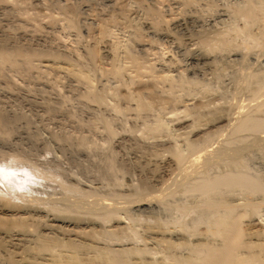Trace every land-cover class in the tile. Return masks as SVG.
<instances>
[{
	"label": "bare ground",
	"instance_id": "1",
	"mask_svg": "<svg viewBox=\"0 0 264 264\" xmlns=\"http://www.w3.org/2000/svg\"><path fill=\"white\" fill-rule=\"evenodd\" d=\"M8 1V3L12 2L10 0ZM102 1L110 3L113 0ZM143 1L144 3L148 2L150 4L160 2L159 0ZM166 1H168L171 8L173 5L178 6L180 4L181 6V4L194 1L199 5L211 9H213V5L214 8L217 7V9L215 8L216 10L213 9L216 12H212L215 14L211 16V18L209 17V20L206 23L203 22L204 20L202 19L192 17L194 13H190L191 16L189 15L184 18L175 17V19H172L173 21L171 24L173 27L171 26V28H176V30L178 29L180 38L184 42L183 46L179 44L175 46L177 53L179 52V55L181 54L180 60H182V65L180 67L167 64V62H172V58L175 59L172 53L171 56H167L165 60L164 58L161 59L162 61L160 60V62H157L159 60L156 59L157 61L153 62H157L156 65H153L151 62L152 64L150 67V63H148L149 61L145 63V58L147 56L144 57L145 60L142 59L143 56L138 57L140 52L146 50L149 43H143L144 41L137 42V40H135L136 42L132 40V42L134 41L135 43H130L131 40L129 39V42H127V39L125 41L127 43L125 44L124 42V45L122 44L123 49L121 46L119 48L121 50H118V47H115L117 42L114 41L115 39L111 42L112 38L109 39L110 37H108V39H106V37H101L102 40L100 44H98L99 47L97 48V51L95 50L96 52L93 51L94 48H96L93 46V48L89 47L90 49L83 48L84 51L88 49L85 55L90 61L89 66L86 67V63L88 61L84 64H78L80 61H77L78 65L73 64L74 61L73 63H70L71 61H68L69 59L67 58V53L60 50L62 49L60 47L59 49L50 46V44L48 45L46 41L47 38L45 39V36L41 34L32 38H30L29 32H20L17 35L15 33L16 36H13L14 34H12V36L6 34L5 29L7 28L4 26L9 25L13 20L10 13H8L11 12V7L10 4L8 6L7 3H0V71L2 70L4 73L7 69L8 71L24 72L27 70V67L25 68L26 65H23H28L32 56L36 57L37 55H44L46 57L40 58V60L37 58L39 67H42L44 70H52L55 73L56 71L59 72L61 69L68 71L67 74L70 71V74H68L70 76H68L69 78H71L74 74V76H72V78L74 77L73 80L77 78V80H83L86 84V88L84 87V89L81 87L84 90L81 89L80 91V89H78L77 93L79 94L80 92V94L92 98L94 102L98 104L96 105V103H92L89 100L94 105L87 106L88 108L83 105L82 106L85 108L84 110L87 108L91 111V114H94L92 116L95 118L91 117V119H89L90 121L93 122V119H95V122L99 124L103 123L101 124L103 127L102 129L101 126L99 127V125H97L101 130L106 129L107 132H99L109 133L114 131L112 130V128L116 126L115 121L113 122L114 115L116 116L123 112V114H125V111H128L126 112L127 114L132 111V116L128 114L129 117L131 116L129 118L130 123L128 122L129 126L127 124L128 128L140 132L142 139H149V143L154 144V146L156 145L162 147L163 150L167 151L171 155L165 159V155L164 157L162 156L163 161L162 163L160 162V164L157 163V166H160L157 170H155L156 160H150L149 157L147 158V156L144 155V150L147 149L146 146L149 147V144L146 145L147 143L142 144V142H140V145L144 147L143 150L132 147L133 145H131L134 142L138 145V142L136 141L141 139L140 135L139 137H135L138 136V134H135V136H131V138H125V136H123L117 139L116 147L120 149V153L125 142H131L132 140H134V142L129 143V146H126L125 150L123 149L125 152H123V154H119L120 157L116 158L115 165L117 164L120 167H124L123 165H125L127 167H125L127 169L126 171H128L127 174L130 176L126 179L124 178L126 187L122 185L124 189H120L121 187H119L120 190H113L114 193L111 192L112 196L114 194L120 199L125 198L131 195V193H134V188L136 190H147L149 196H147V198L145 195L140 199V201L136 200L137 202L135 201V203L133 202L134 204H132V202L124 201L123 199L122 201L115 200L117 197L113 198L114 196L106 197L104 195H100L102 192L96 190L99 186H102L104 182L103 180L105 179L108 181V184H110V178L112 175L116 174V172L114 174L110 172L111 167H109L110 164L108 163V161H114L115 159L111 156L113 160H110L111 158H109L107 162H97L98 165H94L96 162L94 160V166L90 167L89 164L87 165V162L90 159L89 157L91 153H89V155L85 153L87 144L82 147L86 148L85 150L82 149L84 150V153L81 155L79 154L80 150L75 148L76 146L71 147L66 144L62 145L56 142L57 139L55 137V135H57L59 138H62L64 134L68 135L70 133H75L76 139H80L81 141L83 139L84 142L86 138L89 139L87 137L88 134H86L88 130L84 134L80 130L81 127L79 128L76 123L75 125H69L67 124V121L59 122V116L56 118L58 120L56 128L59 129V133H57V131L54 133L47 132L45 128L46 121H44L45 119H42L43 113H46L45 115L47 116L54 111L57 112V109L60 107H51L49 105L43 106L40 103L39 106L38 103H35L40 102L41 97L38 100L31 99L33 97L27 98L25 95H22L24 94L22 93L21 95L27 98V105L30 104L31 106L30 110L24 109V111L22 109L23 107H21L23 105V102H21L23 97L20 96V99H18L17 97H19V94L16 96L17 94L14 95V93L12 94L9 91L0 90V122L2 124L14 122L16 119L21 118L24 113L28 115L29 121L38 125L37 129L42 135L46 134L42 143L36 144L32 138L33 135L30 136L25 132H19V135L13 140L19 144V146H22L19 147V149L14 147L16 146V143L14 146L12 145L13 147L11 145L6 146L4 144V146L3 144H0V150H4L3 148L6 149L5 152L0 155V186H3L0 187V192L5 191L4 194L0 193L3 194L0 196V264H264V256L260 252L241 251L245 245L251 246V244L257 242H253V240L250 239H252L253 232L258 230L257 226L261 223H259L257 218H254L247 220L246 222H242L244 223L243 227L241 224V221H243L241 220V217L243 216L242 213L246 211L245 206L253 207L254 211L258 212V202L264 203V195L258 194V196L256 193V198H252L250 200L242 198L244 201L242 203L237 202V200H239L238 198H221L220 196H215L223 193L224 191L241 188L247 193L250 192V194H252V192H262L264 194V181H261L258 177H256L258 174L255 176L249 174L247 170L243 169L245 168L244 166H242V169L239 170L234 168L230 171L217 173L212 177L207 176V169H203V166L206 164L208 165L211 161V157L209 156L210 152L207 151L209 148L198 150L196 149L194 141L184 144L186 140L183 142L182 136L188 132V127L190 125L192 126L193 122H190L185 118L178 117L180 112L185 111L186 113L187 109H196L198 113H195L194 115L202 116V110H204L209 104H216L221 98L216 97L215 95L199 96V100H196L194 99V96L191 97L189 95L182 97L179 92L184 89H190L191 94H193V91L190 88V85L193 83L188 78L183 80L181 87H178L182 70L186 71L189 74L188 76L192 78L195 76H200L201 78L211 76L206 79L210 80L215 74H218L219 70L225 68L226 65L232 62L248 61L249 64H254L257 67L264 65V57L262 56L264 55V52L259 53L261 56H257V52H254V49L251 51L250 48L252 47H249L247 44L242 46V48L240 47L241 49L239 50H232L230 39L222 33L221 29L225 26V24L228 27L233 28L239 20H243V26L240 30L245 29L248 31L250 26L258 20L257 14L261 11L264 12V0ZM214 2H216L217 6ZM53 4H55V7L59 6L56 5L55 2ZM189 4L192 5V3ZM185 5L187 7L184 8H189L187 4ZM144 6H142V8ZM147 6L148 4L145 6L146 13L148 12L150 15L154 13L157 14V12H155L157 8L156 10L151 9L154 8V6L151 7L149 5L151 8L148 9ZM193 6L196 7V5H192V7ZM57 9L58 13H56L59 14V17H62V21L66 20L65 26H75L77 21H74L75 18H73V13L76 14L77 9L74 8V10L71 8V10L70 8H62V6L57 7ZM197 9L200 11L199 7ZM5 10H7L5 14H8L6 16L4 14ZM143 10L144 9L140 11ZM190 10L192 9L190 8ZM195 10L193 11L196 12L197 10ZM202 12H199V14ZM56 13L55 16L53 15L55 18ZM100 14L101 13H99V15ZM137 14H139V11L135 9L133 12L134 16L132 14L131 15L135 18ZM197 14L198 13H196V16ZM129 19L131 21V18ZM101 20L95 21L93 18L90 19L92 23L95 21L96 24V34H93L97 36L98 33L99 36L100 34L103 36L107 33L109 35L110 30L108 28V23H106L107 21L102 22ZM153 20L151 19V21ZM140 24L145 30H143L144 32L151 33V35L153 34L159 38H166L172 41V39L174 40L177 36L173 35L174 33L171 34L168 30H163L161 27H157L161 30L155 31L154 29L156 28L152 26V22L148 21V19ZM196 26L201 28L197 29ZM138 28L137 30H139ZM178 31L173 32L178 33ZM129 34L130 33H128V35ZM130 35H132V33ZM96 36L94 38H96ZM133 36L132 38H134ZM248 36L256 40V43H259L256 36ZM180 38L178 39L180 40ZM178 39L176 40L178 41ZM96 42L97 40L95 43ZM121 42L123 43V41ZM134 46L136 48H134ZM185 47L188 48L189 53L187 54H183ZM135 50L140 52L136 53ZM245 50H247V52H244ZM17 55H21L23 57L19 59V57H16ZM58 56L65 58L66 60H59ZM55 57H57V59H55ZM31 63L34 64V62ZM95 67L98 72L100 70L102 71V76H105L99 78L98 75L97 77ZM140 71L142 73L146 72V74L150 72L151 79L148 78L149 75H146L147 77L145 79H143V77L142 79L138 78L139 74L142 75ZM155 72L158 73V77H156ZM142 76H145V74ZM154 78H158L157 82H155L156 79ZM161 79L165 80L164 83H166V85H156ZM67 81H71L72 83V80L67 79ZM6 82L7 80L5 83L3 82L4 85ZM109 83L112 84L110 85ZM68 84L71 86L70 83ZM119 84L120 86L122 85L121 88L118 86ZM187 84L188 88H186ZM161 85H163V87ZM116 86L120 89L115 88ZM157 86H161L162 88L159 89ZM26 98L24 99V102ZM42 99L44 98L42 97ZM7 101L12 102L7 103ZM214 109L218 110V113H220V115L214 119L215 130L217 131L224 126H230L231 120L224 110H222L223 113L221 114L220 105ZM60 111L61 108L59 112ZM86 111H84V113L88 114L89 111ZM191 113L193 114L194 112ZM38 114H41L40 118L37 117ZM85 114L83 115L85 116ZM65 115L66 114H64V116ZM70 115L72 116V113ZM70 115L67 114V116ZM88 115L86 116L88 117ZM96 119L103 122L100 123ZM47 120L50 121L49 116ZM93 126L94 130L93 127L90 128L89 126V128L95 132V128L97 126ZM234 128L236 131L252 129L264 130V118H255L246 115L239 124L231 126V129L234 130ZM100 129H97V131ZM45 131L47 133H45ZM197 134L198 136L196 138H201L205 135V132L201 131ZM90 136L92 137V135ZM69 137L71 138V135ZM101 138L103 137L101 136ZM64 139H66V136ZM66 140L70 139L67 138ZM81 141H79V144L82 143ZM143 141L146 142L144 139ZM258 141H264V135L258 136L257 142ZM62 143H64V140ZM92 144L93 143H91V145ZM76 145H78V143H76ZM151 146L152 145L150 144V147ZM162 148H160L159 152ZM43 151L50 152L52 156L44 159L36 158L43 156ZM113 151L117 152L116 150ZM149 151L147 150L148 153H150ZM201 151L205 152L200 153ZM100 152L103 151L101 150ZM102 156L105 157V155ZM107 159L108 158L106 157V160ZM229 160L235 161L233 159ZM152 161L154 163H152L150 167L148 164ZM183 161L185 164L181 165L180 163H183ZM85 162L86 166H83ZM152 165H154V167ZM114 166H112V169ZM120 167H118L119 170ZM91 171H93V175L95 173V176L100 178L99 182L94 181V183L90 181V176H92V174L88 176V173L90 174ZM133 175H136V177L133 178ZM95 176H93L92 179ZM101 180L103 181L102 183H100ZM135 181L137 183H135ZM174 183H176V186H180L182 184L185 185V192L187 194L186 197L194 196L195 198L193 201H188L187 203L181 202L173 205L176 217L173 224L168 225V223H166V218L161 214V199L164 195H167V193L164 194L165 190H169L171 185ZM106 185L107 184L104 186L107 190L108 186ZM102 188L103 187L99 189ZM111 188L108 190H111ZM102 191L104 192L103 194H108L107 191ZM93 192H100L98 194L102 197L100 198L97 196L96 199H92L93 201L89 200L88 202H84L85 199L83 196L86 194L87 197L90 194L95 196ZM111 193L109 191L108 195ZM43 195L45 196L43 197ZM70 195L75 198H71ZM197 195L200 197H197ZM145 197V200L147 201H144ZM195 199L197 200L195 201ZM132 210L147 212L148 215H146L144 221L147 222L148 219L153 221V224L145 223L140 225L131 222L130 211ZM200 225H203V228L199 231L198 227H201ZM254 234L257 233L254 232ZM244 235H248L249 238L251 236V238L249 240H245L244 238L246 237ZM122 239H131L132 241L141 239V243H143H140L141 245H139V241L135 243L136 241L131 242L128 240V242L123 241ZM255 244H259V246H261L262 244L264 245V241H261V245L260 241ZM262 246L261 249L263 250ZM147 254H149L150 257H148L149 255L146 256Z\"/></svg>",
	"mask_w": 264,
	"mask_h": 264
},
{
	"label": "rangeland",
	"instance_id": "2",
	"mask_svg": "<svg viewBox=\"0 0 264 264\" xmlns=\"http://www.w3.org/2000/svg\"><path fill=\"white\" fill-rule=\"evenodd\" d=\"M10 1H12V2L8 3L9 2L8 0H0V3H2V2H4V4L7 3L8 6L10 4V7H11V12H8V13H10V15L12 16L13 20H12V22L9 25L4 26L8 30L3 27L5 29V31H6L5 32L6 34H8L10 36H12V34H14L13 36H16L20 32H26V33L29 32L30 38L41 34V35L45 36V39L47 38L46 41H47L48 45L50 44V46H52L54 48H59V47L62 48V49H60V48L59 49L65 51L67 53V55H68L67 58L69 59V60L68 59L67 60L71 61L70 63H73V61H74L73 64H77L80 61V63H78V64H84V63H86L88 61L86 63L87 65L85 64L86 67L89 66L90 61L87 58V56L85 55V53H86V51H88V49L93 48V47H96V48H94L93 51H95V50L97 51V48L99 47L98 44H100V42L102 40L101 37H106V39H108V37H110L109 39L112 38L111 42H113V39H115L114 41H116L117 43L120 42L118 44L116 43V45H115V47H118L117 48L118 50H121L119 48L122 46V44L124 45V42L127 39H128L127 42H129V39L131 40L130 43H135L136 42L135 40H137V42L138 41L139 42L140 41L141 42L144 41L143 43H146V44L149 43L147 45L148 47L146 48V50H144L142 52L136 51V50L135 51H136V53L140 52L138 57L143 56L142 59H144V57H146V56L148 57V59H147V57L145 58L147 61L145 59L144 60H145V63H147L149 61L148 62V63H150L149 66L154 61L159 60L157 62H160L161 59L164 58V60H165V58L167 56H171L173 54L175 59L172 58L171 61L174 64L171 61H170L171 63L167 62V64H172V65H176V66L180 67L182 65V63H181L182 60H180L181 59L180 58L181 54L179 55V52L177 53V50H176L175 46H177V44L183 46L184 42L180 38L178 29L176 30V28H171V26H172L171 22L173 21L172 19H175V17L176 18H184V17L189 16V15L191 16L190 13H194L195 15L193 14L192 17L198 18V19H202V20H204L203 22L206 23V22H208L209 17L211 18V16H213L215 14V13L213 14L212 12H216L215 10L217 9V7H215L216 9L214 8V5L212 7L215 10H213L211 8H208V7H204L202 5H199L195 1L194 2H189V3H192V5H196V7L193 6L194 8L189 3H185V4H187L189 6V8H184V7H187L185 4H181V6L179 4L178 6L181 7L182 9L179 8L177 5H173V7L171 8V6L169 5L168 1H166V0L165 1L159 0L160 2H156V3L154 2V4H152V3L150 4L148 2L144 3L143 0H137V1L136 0H113L110 3H107V2L102 1V0H94V1L93 0H89V1L88 0H40V1L39 0H16V1L15 0H10ZM90 1H92V2H90ZM54 2L56 3V5H59L57 7H61L62 6V8L65 7L66 9H68V8L77 9L76 14L73 13L74 17L71 14L72 17L75 18L74 21L75 20L77 21L75 23V26H73V27L72 26H65L66 25V20L62 21L63 20V19H61L62 17L61 16L59 17V14H57L58 13V9H57V7H55V4H53ZM100 3H102V4H100ZM103 3H104V5H103ZM145 4L146 5L148 4V6H147L148 9L151 8L152 6H154V8H151V9L156 10V8H157V10L155 11V12H157V14L154 13V14L150 15V14H148V12L146 13L145 12V10H146V7H145L146 5ZM214 4L217 6L216 2H214ZM66 5H67V7H66ZM149 5L151 7H149ZM182 5H184V6H182ZM142 6H144V7L142 8ZM140 7L142 9H144V10L140 11V10H142ZM198 7H199L200 11L197 9ZM51 8H53V9L55 8L54 11ZM190 8L192 10H190ZM135 9L139 11V14H137L136 17L134 18L133 17L134 16L133 12H134ZM188 9H189L190 12L188 11ZM206 9H208V10H206ZM209 9H211V10H209ZM193 10H195L196 12H194ZM168 11H169V13H168ZM6 12H7V10H5L4 14ZM199 12H202V13L199 14ZM50 13L52 14V16L53 15L55 16V13H56V18L54 16L52 17ZM99 13H101V14L99 15ZM184 13H186V14H184ZM196 13H198L197 16H196ZM210 13H211V15H210ZM4 14H2V15H4ZM6 15H8V14H5V16ZM199 15H200V18H199ZM24 16H26V17H24ZM257 16H258L257 17L258 20L250 26L248 31L245 30V29L244 30H240V28H242V26H243V20H239L238 23L236 25H234L233 28L228 27L226 24L222 28L220 26V28L222 29V33H224L230 39V41H231L230 43L232 45V46L231 45L230 46L232 47L231 48L232 50H239V49L242 48V46L247 44L249 47H252V48H250L251 51H253L252 49H254V52H257V56H261V55H259V53H261V52L263 53L264 52V12L263 11L259 12L257 14ZM92 18L95 19V21L96 20H101V19H102L101 20L102 22H106L107 21L106 23H108V26H109L108 28L110 30V34L108 35L106 33L103 36L100 34V36H99V34L97 33V36H98V38H97V36L93 34V33L96 34V32H95L96 24H95V21L93 23L90 21V19H92ZM129 18H131V21H130ZM143 18L145 20L148 19V21L152 22V26L154 28H156V29H154L155 31L161 30V29H158V28L161 27V28H163V30H168L171 34L174 33L173 35H175V36L177 35L176 38L174 40L172 39V41H171L169 39L159 38V37H157V36H155L153 34L151 35V33L144 32L145 30L141 27V24H140V23H143V21H145ZM151 19L152 20L154 19L155 21L154 20L153 21L155 23L153 21H151ZM205 19H207V20H205ZM14 21H16V22H14ZM17 22H19V23H17ZM137 25L139 27V28L137 27L139 30H137V28H136ZM47 27H49V28H47ZM132 27L133 28L135 27L134 28L135 30ZM196 27H197V29L201 28V27H198V26H196ZM168 28H170V29H168ZM173 31H176V32L178 31V33H175ZM133 32H135V33H133ZM15 33H16V35H15ZM128 33H130V34L132 33V35H130V34L128 35ZM143 33H145V34H143ZM133 34H134V36H133ZM248 35H251L253 37L256 36L259 43H256L257 41L254 40L252 37H250ZM95 36H96V38H94ZM132 36L134 38H132ZM99 37H100V39H99ZM177 37L180 38V40ZM176 39H178V41ZM96 40H97V42L95 43ZM132 40H134L135 42L134 41L132 42ZM121 41H123V43ZM127 42H125V44ZM96 45H98V46H96ZM83 48L84 49L88 48V49H86L84 51ZM134 48H136V47L134 46ZM122 49H123V46H122ZM244 52H247V50H245ZM184 53L185 54L189 53L188 52V48L185 47V51L183 52V54ZM84 55H85V57H84ZM89 56H92V55H89ZM262 56L264 57V55H262ZM16 57H19V59H21L23 56L17 55ZM43 57H46V56H44V55L43 56L42 55H37L36 57L32 56L31 59H30L31 60L30 63H28V65L27 64L23 65V66L26 65L25 68L27 67L26 68L27 70L24 71V72L23 71H20V72L16 71L15 72V71H11V70H10L11 71L10 72V71H8L6 69V71L4 70L5 72L3 73L2 70H1L0 71V80L2 82L0 81V90H5L7 92L9 91L12 94L14 93V95L17 94L16 96H18V94H19V97H17L18 99H20V96L23 97V99L21 98L22 99L21 102H23V105L22 106L20 105L21 107H23L22 108L23 110L24 109L25 110L26 109L27 110L31 109L30 108L31 107L30 104L27 105V103H28L27 98H31V97H33L31 99H36V100H38L41 97L40 98V102H36L35 104H37V103L39 104L40 103L43 106L49 105L51 107H60L62 113H61V111L59 112L60 108H58L59 110L57 109L58 113L56 111H54L53 113L48 114L47 116L45 115L46 113H43L42 119H45L44 121H46L45 122L46 131L47 132H52V133L57 131V133H59V131H58L59 129L56 128L57 123H58V120L56 118H58L60 116L58 118V119H60L59 122L67 121V124H69V125H72V124L75 125V123H76V125L79 128L81 127L80 130L84 134L88 130L86 134H88L87 137L89 139L86 138V140H84V142H83V139H82V141L80 139L79 140L76 139V134L75 133H70L68 135H65L64 133H62V134H64L66 136V139L68 138L70 140L64 139L65 138L64 135L62 136V138H59L57 135H55V137L57 139L56 142H58V143H60L62 145L63 144L70 145L71 147L72 146H74V147L76 146L75 148L80 150L79 154H81V155L84 153L83 151L87 147V149L85 150L86 151L85 153L88 154V155H89V153H91V155L89 157L90 159L87 162V165L89 164L90 167H93L94 165H98V163H101V162H104V161L107 162L109 160V158H111V156L115 159L114 161H110L111 163L113 162L112 166H114L115 163H116L115 162L116 158L120 157L119 154H123V152H125V151H123V149L125 150L126 146H129V143L134 142V140H132L131 142L130 141L125 142L123 144V147L121 148V153H120V149L118 147H116V140L121 138V137H123V136H125V138H131V136H135V134L136 135L138 134V136H135V137H139V135L141 134L140 132H137V131L132 130L131 128H128V126H129L128 122L130 121L129 118L133 114L132 111H130L127 114H126V112H128V111H125V114H123L124 112L121 113V114L119 113L120 114V115L118 114L119 116L118 115H116V116L114 115L113 122L115 121L116 126H114V128H112V130H114V131L109 132L110 134L106 133L107 132L106 129L105 130H101L103 128L101 126V124H103V123H101V122H103V121H101V120L99 121V120L96 119L101 124L95 122L94 121L95 119H93L94 123L92 121H90L89 119H91V117L92 118H95V117L92 116L94 114H91V111L89 109H87L88 108L87 106L94 105L92 103H96V102H94V100L92 98L86 97L83 94H80V92H79V94L77 93L78 89H80V91H81L82 88H84V87L86 88V84L83 82V80H80V79L77 80V78L73 80V78H74V77L72 78V76H74L73 73H72L73 75L71 76L72 79L69 78L70 76L68 74H70V71L67 74L68 71H66L64 69H61L59 72L56 71V73L53 72L52 70L51 71L50 70H46V69L44 70L42 67H39V62H37L38 60H40V58H43ZM37 58H38V60H37ZM58 58H59V60H66L65 58H61L59 56H58ZM55 59H57V57H55ZM260 59H262V58H260ZM81 61H82V63H81ZM31 62H34V64H32ZM157 62L153 63V65L154 64L156 65ZM91 64H92V62H91ZM40 68H42V69H40ZM151 69H153V68H151ZM100 71L98 72L97 68H96V76L98 77V75H99V78L104 77L105 75L102 76L103 73H102V71L100 73ZM6 72H7V74H6ZM181 72H182V75L179 78V86L178 87H181V85L183 83V80H185L187 78L193 83L192 85H190V88L192 89L193 94H191L190 89H184L183 91L179 92V94L182 97H186L188 95L191 96V97L194 96V99H196V100H199L201 96H207V95H215L216 97H221L220 100L217 101L216 104H209L204 110H202L203 112L199 111V112H202L201 113L202 116L194 115L195 113H198V111L196 109H187L186 113L184 111V112H180L179 115H178V117H180V118H185V119L189 120L190 122H193L192 126L190 125L188 127V132H186V134H184L182 136L183 142L186 140L184 142V144H187V143H190V142L194 141L195 145H196V149H198V150H204L205 148H209L207 151L210 152L209 156L211 157V161H210V163L208 165L207 164L205 165L206 167L203 166V169H207L206 170V175L209 176V177H212V176H214L217 173H220V172H223V171H230L231 169H234V168L238 169V170L242 169V166H244L245 168H243V169L247 170V172H249V174H251L253 176L258 174V175H256V177H258L259 180L264 181V141H261V142L258 141L257 142L258 136L264 135V130L263 129H258V130H253L252 129V130L236 131L235 128H234V130L231 129V126L239 124L241 122V120L246 115L252 116V117H255V118H264V65L260 66V67H257L254 64L253 65L249 64L248 61H246V62H244V61L232 62V63H229L228 65H226L225 68L219 70L218 74L217 75L215 74L214 77L211 78L210 80H206V79L210 78L211 76L204 77V78H201L200 76H195L194 78H192V77L188 76L189 74L186 71L182 70ZM64 73H65V75H64ZM144 74H145V76H142ZM142 75L139 74L138 78L142 79V77H143V79H145L149 75L148 78L151 79L150 72L147 73V74H146V72L142 73ZM156 77H158V73H156ZM4 79L7 80L5 85H4V83H5L6 80H4ZM67 79L72 80V83H71V81H67ZM154 79H156V78H154ZM157 79H156V81L155 80L154 81L157 82ZM175 79H178V78H175ZM165 80H163V79L159 80L160 82L158 81V83L156 85H160V84H163V85L165 84L166 85V83H164ZM67 82L70 83L71 86ZM64 84H66V85H64ZM67 85H68V87H67ZM163 85H161V86L163 87ZM118 86L120 88L122 87V85L120 86V84ZM118 86H116L115 88H119ZM161 86L160 87L157 86V87L160 89V88H162ZM186 88H188V84H187ZM84 89H82V90H84ZM66 92H67V94H66ZM22 93H24V94H22ZM21 94L25 95L27 98L25 96H22ZM74 96H75V98H74ZM42 97L44 99H42ZM25 98H26V100H25L26 103L24 102ZM41 99H42V101H41ZM44 100H46V101H44ZM10 102H12V101H7V103H10ZM56 102L58 103V105H57ZM40 104H39V106H40ZM82 105L87 107L86 108L87 111L84 110L85 108ZM96 105H98V104L96 103ZM219 105H220V108H221V114L223 113L222 110H224V112L228 114V117L231 120V124H230V126L229 125L228 126H224L223 128H221V129L216 131L215 130L216 128H215V125H214V119L218 115H220V113H218V110H215L214 108L219 107ZM70 107H72V108H70ZM83 110L86 111V112L89 111L91 115L89 114V112H88L89 115L87 113L85 114ZM190 111L194 112V113L192 114ZM59 113H61V114H59ZM71 113H72V116L70 115ZM64 114H66V115L64 116ZM67 114H69L70 116H67ZM83 114H85V116ZM128 114L131 115V116L129 117ZM38 115H37V117L40 118L41 114H38ZM86 115H88L89 118ZM48 116H49L50 121L47 120ZM37 117H35V118H37ZM51 118H52V120H51ZM125 118H126V120H125ZM81 121H82V123H81ZM53 122H55V123H53ZM63 124H64V122H63ZM65 124H66V122H65ZM97 124L99 125V127L101 126V129L98 127ZM127 124H128V126H127ZM93 125H95V127L97 126L96 128L100 129V130L97 131L96 128H95V132H93L92 129L90 130V128H92V127H93V130H94V126ZM89 126H90V128H89ZM37 127H38V125H36L32 121H29L28 120V115L24 114V113H23V116L21 118L16 119L14 122H11V123L7 122L5 124H2L0 122V144H3V145L5 144L6 146H8V145L9 146L10 145L14 146L16 142L13 141V140L15 139V137H17L19 135L18 134L19 132L20 133L21 132H25L26 134H29L30 136L33 135L32 138L34 139V142L36 144H41L42 140L45 138L46 134L42 135L38 131ZM82 129H84L85 132ZM46 131H45V133H47ZM99 131H106V132L102 133V132H99ZM201 131H204L205 135L203 137H201V138H196L198 136L197 133H199ZM92 132H93V134H92ZM57 133H55V134H57ZM70 135H71V138L69 137ZM90 135H92V137ZM93 136H95V137H93ZM101 136L103 138H101ZM140 137H141V135H140ZM74 138H75V140H74ZM60 139H63L64 143H62L63 140H60ZM143 139L146 142H144ZM143 139L141 137V139L136 141V142H138V145L135 142H134L135 144L133 143L131 145H133L132 147H135V148H138V149L140 148V149L143 150L144 147L140 145L141 144L140 142H142V144H146L147 143L146 145L149 144V147L146 146L147 149L144 150L145 151L144 155H146L147 158L149 157L150 160L153 159V161L154 160L157 161V162L155 161V164H156L155 170H157V168H159V166H160V165L157 166V163L158 164H160V162L162 163V161H163L162 159H163L164 155H165L164 159L167 158L168 156H171V155L167 151L163 150L162 147H159V146H156V145L154 146V144L149 143L150 142L149 139L148 140L145 139V138H143ZM75 141H77V142H75ZM79 141H81L82 143L80 142L81 144H79ZM90 142L93 143L94 145L93 144L91 145ZM76 143H78L79 147H78V145H76ZM86 144H87V146L82 148ZM150 144L152 145L151 147H150ZM80 145H81V148H80ZM135 145H137V146H135ZM113 146H115V147H113ZM14 147L19 149V147H22V146L21 145L19 146V144L16 143V146H14ZM156 147H159V148H156ZM88 148H89V150H88ZM160 148H162V149L159 152ZM3 149L4 150H0V155L3 154V152H5V150H6L5 148H3ZM82 149H84V150H82ZM149 149H150V151H149ZM99 150L100 151L102 150L104 153L100 152ZM113 150H116L117 152H114ZM147 150L150 153H152V152L153 153L150 154V153L147 152ZM108 152H109V154L110 153L111 154L109 155ZM203 152H205V151H201L200 153H203ZM92 153H94V154H92ZM97 153L98 154L100 153V154L98 155ZM101 153H103V154H101ZM105 153H107L108 155L105 154ZM96 155H97V157H96ZM102 155H105V157H103ZM151 155H153V156H151ZM51 156L52 155H51L50 152L45 151L43 156L36 157V158H38V159H42L43 158L44 159V158H50ZM98 156H100V157H98ZM106 157L108 158L107 160H106ZM113 158H111L110 160H113ZM160 158H161V161H160ZM227 158L233 159L235 161H230ZM97 159H99V160H97ZM153 161L149 162L150 164H148V165L150 166L152 163H154ZM184 161H183V163L181 162L180 164L184 165L185 164ZM94 162H95V164L93 165ZM110 162L108 161V163L110 164L109 167H111L110 168V172L112 174H114L116 172V174L112 175L113 178L111 177L110 180L108 179L110 184H108V181H106L105 179L103 180L105 183L101 180L100 183L103 182V184H102V186H99V188L103 187L105 189H103V188L99 189L98 188L99 190L97 189L96 191H100V192H102V194L100 192H97V193L93 192L95 196L90 194L91 196L88 195V197L86 196L87 195L86 194L85 195L86 197L83 196L84 199H85L84 202L85 201L88 202L89 200H92V199L94 200V199H96L97 196L100 197V195H104L106 197H109V196L113 197L114 196L113 198H116L117 197L116 195L113 194V196H112V193H114L113 190L118 191L120 189H124L123 186L126 187L124 181H125V179L128 176H130L129 174H127V172H128V171H126L127 167L125 165H123L124 167H120V166H118L116 164L115 166H117V167L114 166L113 169H112V166H111ZM83 166H86V162H85V164ZM152 166L154 167V165H152ZM118 167H120V170H119ZM92 172L93 171H91L90 174L88 173V176H90L92 174ZM126 174H127V176H126ZM93 176H95V173H94V175L92 174V176H90L91 180L90 179L89 180L92 181V182H94V181L95 182H97V181L99 182L100 178L98 176H95L92 179ZM134 177H136V175H133V178ZM95 178H96V180H95ZM111 183H112V185H111ZM135 183H137V182L135 181ZM105 184H107L106 186H108L107 190H106V187L104 186ZM175 186H176V183L171 185L169 190L167 189L164 192V194L167 193V195L163 194L164 196L162 195L163 196L162 199L160 197L161 203H162L161 204L162 205L161 214H162V216H164L166 218V223H168V225H172L173 222L175 221V217H176L175 213L176 212H174V210H173V207H174L173 205H175L176 203H181V202L187 203L188 201H193L194 198H195L194 196H192V197L187 196L186 197L187 194L185 192V190H186L185 189V187H186L185 185L182 184L180 186H176V187ZM0 187H3V186H0ZM119 187H121V188L119 189ZM110 188H111V190H108ZM114 188H116V189L118 188V189L116 190ZM134 189H133L134 193H131V195H129V196L125 197V198H122V199L124 201H129V202H132V204H134L136 200L140 201V199L143 198L145 195H146V197L149 196L147 190H142V189H140V190H136L135 189L134 190ZM102 190H104L105 192L107 191L108 194H109V191H110V193L111 192L112 193L110 195H108V194L105 195V194H103L104 192ZM0 193L4 194L5 191H2ZM98 193H100V195ZM256 193H257V195L258 194L259 195H261V194L264 195L262 192H259V193L258 192H252V194H250V192L247 193L245 190H243L241 188V189H232V190H229V191H224L223 193L217 194L215 196H220L221 198H228V197H233V199H237L238 198L239 200H237V202L242 203V202H244L242 200V198H246V199H249V200L252 199V198H256L255 197ZM3 194H0V196H2ZM139 194H140V196H139ZM44 196L45 195H43V197ZM146 197L144 198V201H147V200H145ZM197 197H200V196L197 195ZM71 198L74 199L75 197L71 196ZM97 199H99V198H97ZM122 199L117 197V199H115V200L122 201ZM82 200H83V198H82ZM196 200L197 199H195V201ZM142 201H143V199H142ZM129 205H131V204H129ZM258 205H259L258 212L254 211L253 207L245 206L246 207V209H245L246 210L245 211L246 214H245V212L242 213L243 216L241 215L242 216L241 220H243V221H241V224L244 227V223H242V222H246L247 220L254 219V218L255 219L257 218L259 223L261 222L257 226V229L259 231L257 229H256L257 231H254L257 234H254V232H253L252 239H250L251 236L249 238L248 235H244L246 237V238H244L245 240H247V239L249 240L250 239V240H253V242L257 241L258 243L260 241V245H261V241L262 242L264 241V230H263V227H264V203L263 202H258ZM260 205H261V207H260ZM130 213H131L130 214L131 215L130 216L131 222H133L135 224H140V225L145 224V223L153 224V221H150L148 219H147V222L144 221V218L146 217V215H148L147 212H145V211H141V210L134 211V210H132V211H130ZM257 213H258V215H257ZM200 226L201 227H198L199 231H200V229L203 228L202 227L203 225H200ZM201 231H203V230H201ZM256 235H258V236H256ZM253 238H255V239H253ZM122 240L123 241H128L129 239L128 240L122 239ZM129 241H131V242L136 241L135 243H137L139 241L138 242L139 245H141L143 243V242L141 243V239L134 240V241H132L130 239ZM257 242H255V243H257ZM255 243H253L254 245L251 244V246L250 245L249 246L245 245L243 247V249H245V250H243L241 248L242 249L241 251H246V252H248V251H250V252L258 251L261 254H263V256H264V245L263 244H262L263 246L261 245L263 247V250H262L261 246H259V244L258 245L255 244ZM156 254H158V253H156ZM148 255L149 254H147L146 256H148ZM158 256H156V257H158ZM148 257H150V255Z\"/></svg>",
	"mask_w": 264,
	"mask_h": 264
}]
</instances>
